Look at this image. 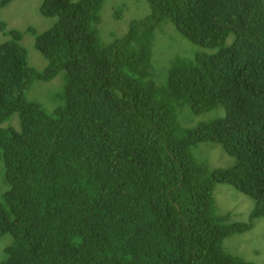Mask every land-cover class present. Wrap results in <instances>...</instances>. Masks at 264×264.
<instances>
[{
    "label": "trees",
    "instance_id": "trees-1",
    "mask_svg": "<svg viewBox=\"0 0 264 264\" xmlns=\"http://www.w3.org/2000/svg\"><path fill=\"white\" fill-rule=\"evenodd\" d=\"M147 1V17L100 47L103 0H40L55 19L31 30L42 71L0 22V238H13L0 264H252L224 253L250 225L215 216L212 193L231 185L254 201L250 220L264 216V0ZM164 21L213 52L175 60L157 87L151 44ZM60 72L63 103L48 113L27 92ZM182 104L225 117L177 136ZM16 113L19 130L4 127ZM202 142L235 164L208 173L190 151Z\"/></svg>",
    "mask_w": 264,
    "mask_h": 264
},
{
    "label": "rangeland",
    "instance_id": "rangeland-1",
    "mask_svg": "<svg viewBox=\"0 0 264 264\" xmlns=\"http://www.w3.org/2000/svg\"><path fill=\"white\" fill-rule=\"evenodd\" d=\"M76 2L78 0H71ZM40 0H12L0 9V22L6 30H17L21 33L20 44L28 53L31 67L42 71L47 60L34 47L33 30L41 34L49 29L55 19L40 14ZM150 14L147 0H103L96 23V33L100 47H108L113 41L122 38L132 21L144 19ZM7 38L0 33V44ZM232 36L227 40L231 42ZM213 50L194 44L186 39L169 22H161L154 28L151 44V75L157 87L166 84L168 72L174 61L192 59L196 54L212 53ZM64 85V72H60L50 81H33L27 92V99L42 106L48 113L61 105V92ZM176 135L182 136L184 131L200 124L225 117V110L217 106L212 110L194 114L188 104L176 105ZM12 125L19 130L17 113L4 127ZM194 159L201 163L208 173L215 169L232 167L236 159L229 156L222 146L213 142L195 144L190 149ZM8 189L5 183L4 168L0 163V198ZM213 213L215 216H226V223H248L250 228L243 233H234L222 241V249L228 256L252 264H264V216L250 220L254 201L235 190L231 185L216 182L213 188ZM13 238L6 234L0 238V262L4 259V250L11 245Z\"/></svg>",
    "mask_w": 264,
    "mask_h": 264
}]
</instances>
